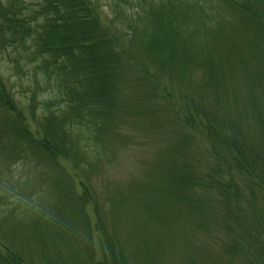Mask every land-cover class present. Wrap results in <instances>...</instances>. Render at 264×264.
<instances>
[{"label":"trees","instance_id":"trees-1","mask_svg":"<svg viewBox=\"0 0 264 264\" xmlns=\"http://www.w3.org/2000/svg\"><path fill=\"white\" fill-rule=\"evenodd\" d=\"M0 264H264V0H0Z\"/></svg>","mask_w":264,"mask_h":264},{"label":"rangeland","instance_id":"rangeland-1","mask_svg":"<svg viewBox=\"0 0 264 264\" xmlns=\"http://www.w3.org/2000/svg\"><path fill=\"white\" fill-rule=\"evenodd\" d=\"M107 14V10L105 11ZM160 81L162 83H165V84H170L171 82L166 78V77H163L160 79ZM171 84H174V83H171ZM175 85V84H174ZM176 91H173V95ZM141 131L140 129H138V132H139V135L142 136L143 134H141ZM199 138L196 140V143L194 144L193 146V149L195 150V154H196V158H203L205 159L206 157V153H207V150H208V145L206 143V141L204 139L201 138V135L198 136ZM140 137H136L135 140H128V147L124 150L125 152L123 153V151H121V153L118 154V158L121 159V164L116 166L113 170H112V173L110 175V177L112 179H114L115 181L121 183L122 181L123 182H132V178L133 176L137 175L139 173V170L142 169L143 167V164H142V159H146L148 156L145 155L146 153V149L144 148H141L142 146L141 145H138V143H140V141H138L137 139H139ZM136 140L138 142H136ZM141 140V139H140ZM133 143H136V144H133ZM140 149H143L142 150V153H140ZM147 154H149L147 152ZM138 161H140L138 163ZM64 164L70 169V161L68 162L67 161H63ZM117 165V164H116ZM87 210L89 211L90 213V217H91V220L93 221L94 220V215H93V212H92V209H91V205H88L87 206ZM98 234L99 232L95 229H93L92 231V235L94 237V244L95 246L98 248ZM98 251V249H97Z\"/></svg>","mask_w":264,"mask_h":264}]
</instances>
